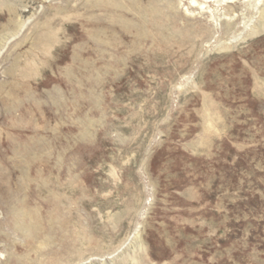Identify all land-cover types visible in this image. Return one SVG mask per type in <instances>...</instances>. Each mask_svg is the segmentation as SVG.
I'll return each instance as SVG.
<instances>
[{
    "label": "rangeland",
    "instance_id": "1",
    "mask_svg": "<svg viewBox=\"0 0 264 264\" xmlns=\"http://www.w3.org/2000/svg\"><path fill=\"white\" fill-rule=\"evenodd\" d=\"M0 264H264V0H0Z\"/></svg>",
    "mask_w": 264,
    "mask_h": 264
},
{
    "label": "bare ground",
    "instance_id": "2",
    "mask_svg": "<svg viewBox=\"0 0 264 264\" xmlns=\"http://www.w3.org/2000/svg\"><path fill=\"white\" fill-rule=\"evenodd\" d=\"M200 5V4H199ZM201 6V5H200ZM212 14V13H211ZM214 16V15H213Z\"/></svg>",
    "mask_w": 264,
    "mask_h": 264
}]
</instances>
